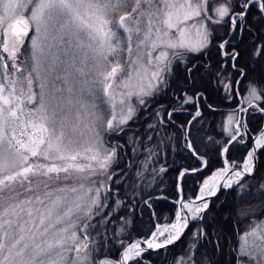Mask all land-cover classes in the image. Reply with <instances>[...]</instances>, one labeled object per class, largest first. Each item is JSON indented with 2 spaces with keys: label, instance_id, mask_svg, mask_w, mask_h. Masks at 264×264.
I'll return each instance as SVG.
<instances>
[{
  "label": "snow or ice",
  "instance_id": "1",
  "mask_svg": "<svg viewBox=\"0 0 264 264\" xmlns=\"http://www.w3.org/2000/svg\"><path fill=\"white\" fill-rule=\"evenodd\" d=\"M254 10L260 19L249 21ZM25 11L27 17L18 15ZM260 21L264 0H0V264H140L141 243L163 249L180 240L190 226L185 209L201 222L210 207L206 198L253 172L255 149H264V131L242 169L233 162L231 169L215 171L195 200L181 199L173 223L157 226L142 242L125 246L121 241L119 260L98 258L127 226L121 218L111 238L99 227L113 223L112 213L104 212L112 193L104 180L92 177L112 179L107 173L121 147H104L101 132H122L136 114L134 97L145 105L147 97L168 86L173 59L208 48L213 38L209 23H224L231 37L251 32ZM216 47L222 58L218 76L229 68L246 75L237 67L238 45L222 39ZM255 54L264 56V46ZM220 83L226 92L239 94L234 91L239 80ZM192 101L186 96L184 103ZM240 103L264 112L259 107L264 89L249 86ZM199 115L197 110L192 120ZM228 121L230 130L236 125L228 143L240 142L239 128L247 125L232 115ZM187 146L193 147L191 141ZM146 151L150 159L153 150ZM85 180L90 183L76 182ZM61 181L73 183L52 187ZM94 217L99 219L93 222ZM192 235L206 236L203 228ZM241 254V259L256 254L264 264V221L245 234ZM187 264H197L194 256Z\"/></svg>",
  "mask_w": 264,
  "mask_h": 264
},
{
  "label": "trees",
  "instance_id": "2",
  "mask_svg": "<svg viewBox=\"0 0 264 264\" xmlns=\"http://www.w3.org/2000/svg\"><path fill=\"white\" fill-rule=\"evenodd\" d=\"M221 2L223 0H213V3ZM259 19L254 10L249 21ZM209 27L213 38L208 48L201 52H187L182 58L173 59L172 71L167 77L168 86L147 97L143 106L136 101V114L122 132L106 134L111 147L117 144L121 147L117 148L116 161L108 171L112 179L100 178L105 179L112 193L108 199L110 207L104 212L112 213L110 219L113 223L99 227L102 232L106 228L111 238L118 230L121 218L127 221V226L114 240H109L107 249L98 258L107 256L116 260L122 249L121 241L125 244L133 236L148 237L158 223H172L178 211V177L181 170L203 165V159L187 147L188 138L195 152L207 158V165L196 172H185L182 176L185 198L196 196L203 180L224 164L223 148L231 137L225 131V120L228 112L239 104V95L246 96L247 89L252 85L258 90L264 89V56L254 55L258 47L264 46V35H261L264 21L253 23L251 32L236 33L230 37L238 45L235 50L241 53L237 67L246 73L235 85L234 91L239 94L226 92L220 83V80L225 84L238 80L240 75L235 70L229 68L217 75L222 58L216 45L227 38V26L224 23H209ZM186 96L193 97V101L184 103ZM198 104L200 115L192 120L188 129V121ZM259 107L264 108V103ZM158 111L159 118L156 116ZM169 112L172 113L170 117L167 115ZM244 114L241 121L247 126L241 127L240 142L233 141L225 153V158L237 165L245 160L254 135L264 124V112L248 107L242 116ZM149 125H154V128L149 129ZM133 148H138V151L134 153ZM146 149L153 150L150 159ZM146 160L145 166L143 162ZM209 204L203 220L199 223L192 220L175 245L146 251L136 260L140 264H176L180 255H192L197 264H239L240 260L256 264L247 256L241 259L239 239L255 221L264 218V149L258 150L255 174L245 176L240 184H234L232 188L221 189ZM96 219L99 218L94 217L93 222ZM199 228H203L206 236L193 237L192 233ZM191 245L195 248L190 251ZM130 264L133 262L130 261Z\"/></svg>",
  "mask_w": 264,
  "mask_h": 264
},
{
  "label": "rangeland",
  "instance_id": "3",
  "mask_svg": "<svg viewBox=\"0 0 264 264\" xmlns=\"http://www.w3.org/2000/svg\"><path fill=\"white\" fill-rule=\"evenodd\" d=\"M130 10H131L130 8L124 9V11H130ZM24 13H26V14H28V15L30 14V13H28L27 11H25ZM18 14H19V13H18ZM6 25H7V24H5V27H6ZM0 35H2V34H0ZM172 65H173V62H172ZM96 103L99 105V104H100V101L97 100ZM132 103H133L134 105H136V98H135V97L133 98ZM230 115H232V116L234 117V120H237V121H238V119L240 118L241 115H239V112H237V111H229L228 114H227V116H226V121H225V126H224V127H225V131H226V133H228L229 135H232V134H234L235 131H236V125H235V123H233V125H231V130H230V125H229V121H228V117H229ZM110 116H111L110 111H109V112H106V113L104 114L103 119L106 121L107 119L110 118ZM70 118H71V117H70ZM239 130H240V129H239ZM107 133H108V132H101V136H102V138H103V140H104V142H105V143H104V147L110 149L111 146L109 145V143H107V140H106V134H107ZM81 162H85V161H81ZM225 163H226V164H225L226 167L231 168L232 164H230V162H228V161L226 160ZM108 174H109V173H107V175H108ZM103 177H104V176H103ZM103 177H101V176H99V177H92V179L104 180V182L106 183L105 179H100V178H103ZM209 177H210V176H208L206 179H208ZM146 180H147V179H146ZM203 181H204V180H203ZM76 182H77V183H79V182H83V183H85L86 185L90 183V181H88V180H85V181H76ZM64 183L71 184V183H73V181H67V182L61 181V182H59V183L53 184L52 187H53V188L61 187V186H63ZM202 184H203V182H202ZM202 184H201V185H202ZM102 192H103V190H102ZM174 220H175V219H174ZM261 221H264V218H262L261 220L255 221V222L252 224V226H251L250 228H248L247 230H245V231L243 232V234L241 235V238L239 239V240H240V242H239V251H240V253H241V246H242V245L244 244V242H245V234L248 233V232H250L251 229H252V227H253L255 224H257V223H259V222H261ZM170 224H171V223H170ZM164 225H168V224H161V223H158L153 231L156 230L157 226H161V227H162V226H164ZM252 240H253V238H252L251 236H248V237H247V241H248L249 248L252 247ZM188 257H189V255H180L179 258L177 259V262H178V261H181V264H187ZM247 257H249V258H251L252 260H254V262H255L256 264H259V257H258L256 254H252L251 256H247ZM181 258H183V260H182ZM111 260H112V259H111ZM177 262H176V264H177ZM239 264H248V263L245 262L244 260H240V261H239Z\"/></svg>",
  "mask_w": 264,
  "mask_h": 264
},
{
  "label": "water",
  "instance_id": "4",
  "mask_svg": "<svg viewBox=\"0 0 264 264\" xmlns=\"http://www.w3.org/2000/svg\"><path fill=\"white\" fill-rule=\"evenodd\" d=\"M23 15H25V14H23ZM26 16V15H25ZM27 17V16H26ZM230 38V36H228L226 39H229ZM240 79V78H239ZM238 79V80H239ZM243 98L240 96V100H242ZM243 106V104L242 103H239V105L236 107V109H239V108H243L242 107ZM245 109H247V107L245 108ZM197 110H199V112H200V107L198 106V109ZM196 110V111H197ZM196 113V112H195ZM195 113H194V115H195ZM193 115V116H194ZM192 116V117H193ZM192 117H191V120L190 121H192ZM261 131H264V126L258 131V133L254 136V140H253V143H252V147H251V150H253V148H254V142H255V140H256V138L259 136V134H260V132ZM190 140L188 139V142H189ZM189 148V147H188ZM193 148V147H192ZM192 148H189L190 150H192V152L197 156V157H199V158H202L203 160H204V164H203V167H200L199 169H197V170H200V169H203L205 166H206V164H207V159H205L206 157L205 156H201V155H198V154H196L195 153V151H194V149H192ZM258 149H255V156H254V159H253V172L252 173H250V174H253L255 171H256V169H257V165H258ZM221 168H223V167H221ZM220 168V169H221ZM241 169H242V167H240ZM236 170H239V169H236ZM193 171V169H188V168H183L182 169V171H181V173L183 172H192ZM194 172V171H193ZM180 173V174H181ZM246 175H249V174H246ZM178 181H179V186H180V195H179V199H178V204H179V209H180V207H181V205H180V201H181V199H183V201L184 202H188V201H190V200H195V198L197 197H194V198H189V199H185V198H183V191H182V188H181V175H179V178H178ZM222 188V187H221ZM221 188L217 191V193L221 190ZM212 197H208V198H206V199H208V200H210ZM196 202H199V201H196ZM185 211V213L188 215V218H189V220L191 221V215H190V213H188L187 212V210L185 209L184 210ZM187 230V229H186ZM186 230H185V232H186ZM184 235V234H183ZM182 235V236H183ZM181 236V237H182ZM145 239H147V238H144V237H134L133 236V238H131L126 244H125V246H127V244H131V243H133V242H135V241H143V240H145ZM177 242V241H176ZM175 244V243H174ZM141 246L145 249V250H160V249H148L147 248V245H145V244H143V243H141ZM171 246H173V245H169V246H167L166 248H168V247H171ZM163 249H165V248H163ZM124 251V248H122V250H121V252H120V255H119V258H118V260L120 259V256H121V253ZM130 264V263H129Z\"/></svg>",
  "mask_w": 264,
  "mask_h": 264
},
{
  "label": "bare ground",
  "instance_id": "5",
  "mask_svg": "<svg viewBox=\"0 0 264 264\" xmlns=\"http://www.w3.org/2000/svg\"><path fill=\"white\" fill-rule=\"evenodd\" d=\"M152 232H153V231H152ZM150 235H151V234H150ZM150 235H149V236H150Z\"/></svg>",
  "mask_w": 264,
  "mask_h": 264
}]
</instances>
